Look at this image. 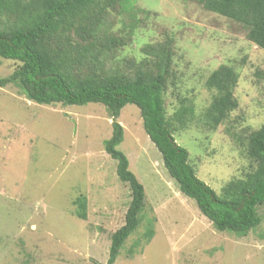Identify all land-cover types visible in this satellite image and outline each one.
Here are the masks:
<instances>
[{"label":"rangeland","instance_id":"obj_1","mask_svg":"<svg viewBox=\"0 0 264 264\" xmlns=\"http://www.w3.org/2000/svg\"><path fill=\"white\" fill-rule=\"evenodd\" d=\"M132 1V15L112 12L109 18L115 34L128 29L124 23L133 29L118 58L138 57L142 44L172 37L179 91L195 106L193 120L174 138L188 150L197 177L220 194L227 180L251 169L227 130L264 124V50L247 39L240 23L197 0ZM17 63L0 58V77ZM221 64L238 73V108L211 130L200 115L212 95L205 79ZM166 106L170 114L169 93ZM111 120L99 103L37 104L13 84L0 87V264L106 263L111 233L123 224L130 201L116 161L103 149ZM117 120L123 127L117 148L146 200L140 225L113 264H264V204L257 207L261 223L245 236L216 230L167 173L139 109L127 103ZM79 195L87 199L86 219L74 213ZM149 220L154 232L145 241Z\"/></svg>","mask_w":264,"mask_h":264},{"label":"trees","instance_id":"obj_2","mask_svg":"<svg viewBox=\"0 0 264 264\" xmlns=\"http://www.w3.org/2000/svg\"><path fill=\"white\" fill-rule=\"evenodd\" d=\"M205 10L240 23L246 37L264 50V0H197ZM132 0H0V58L17 63L12 72L0 77V87L16 86L37 104L103 105L111 120V134L104 151L116 161L115 171L130 190L123 224L111 233L105 264H113L128 237L142 221L145 191L130 170L126 155L117 148L123 127L117 120L121 108L134 104L139 109L145 133L160 152L163 166L179 191L193 199L199 212L218 231L245 236L261 223L257 207L264 204V124L230 132L245 154L251 169L233 177L220 194L196 175L189 153L174 135L194 118V102L179 91L181 79L174 67L173 39L146 42L136 57L122 56L132 40L131 24L115 34L110 26L112 12L128 16L136 10ZM141 12L146 10L138 9ZM147 12V11H146ZM117 60V64L112 61ZM113 65H112V64ZM238 73L221 64L205 79L212 91L210 103L200 114L203 124L214 130L238 108L234 95ZM173 99L169 114L167 94ZM172 105V103H171ZM75 215L86 219L87 199L75 198ZM152 222L144 232L153 235Z\"/></svg>","mask_w":264,"mask_h":264}]
</instances>
